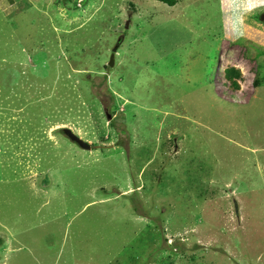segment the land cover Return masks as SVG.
Masks as SVG:
<instances>
[{"label": "rangeland", "instance_id": "rangeland-1", "mask_svg": "<svg viewBox=\"0 0 264 264\" xmlns=\"http://www.w3.org/2000/svg\"><path fill=\"white\" fill-rule=\"evenodd\" d=\"M263 11L0 0V264H264Z\"/></svg>", "mask_w": 264, "mask_h": 264}, {"label": "water", "instance_id": "water-1", "mask_svg": "<svg viewBox=\"0 0 264 264\" xmlns=\"http://www.w3.org/2000/svg\"><path fill=\"white\" fill-rule=\"evenodd\" d=\"M259 22L262 23L264 25V11L259 15L258 18ZM112 61L113 59L111 58L109 61L108 66H112ZM63 134L67 137V139L69 141H71L72 143H75L79 148H81L82 150L88 151L90 150V145H88L86 142H84L83 140H81V138H79L77 135H75L70 129H63Z\"/></svg>", "mask_w": 264, "mask_h": 264}, {"label": "trees", "instance_id": "trees-1", "mask_svg": "<svg viewBox=\"0 0 264 264\" xmlns=\"http://www.w3.org/2000/svg\"><path fill=\"white\" fill-rule=\"evenodd\" d=\"M153 1L160 2V3L164 4V5L169 6V7L174 6L175 3H176V0H153ZM226 74H227V78H228L229 80H231V82H232V86H233L234 88H237V85H236V83L233 81V79H234V78H238V77H239V73H238L237 71H233L232 69H229V70L226 71ZM255 84H256V81H255ZM256 87H257V86H256Z\"/></svg>", "mask_w": 264, "mask_h": 264}]
</instances>
